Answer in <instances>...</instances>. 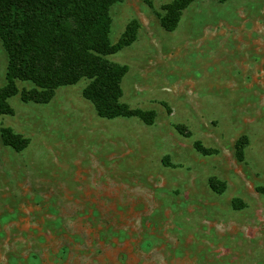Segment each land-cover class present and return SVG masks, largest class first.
Returning a JSON list of instances; mask_svg holds the SVG:
<instances>
[{
	"label": "rangeland",
	"instance_id": "obj_1",
	"mask_svg": "<svg viewBox=\"0 0 264 264\" xmlns=\"http://www.w3.org/2000/svg\"><path fill=\"white\" fill-rule=\"evenodd\" d=\"M172 1L111 8L113 43L139 25L112 56L128 67L124 102L154 124L99 117L86 80L49 104L10 99L0 264H264V0H197L168 32ZM7 64L0 39V87ZM4 128L29 146L5 144Z\"/></svg>",
	"mask_w": 264,
	"mask_h": 264
},
{
	"label": "trees",
	"instance_id": "obj_2",
	"mask_svg": "<svg viewBox=\"0 0 264 264\" xmlns=\"http://www.w3.org/2000/svg\"><path fill=\"white\" fill-rule=\"evenodd\" d=\"M122 1L0 0V39L8 57L6 82L0 87V116L14 114L9 102L13 97L49 104L58 89L86 80L83 96L93 103L99 117H137L146 125L154 124L155 110L132 109L124 102L122 84L128 67L112 59L137 40L139 25L135 21L117 43L111 40V8ZM195 1L173 0L164 9L162 27L175 31L184 10ZM176 128L186 134L184 126ZM1 138L18 152L30 144V139L11 128L2 129ZM196 147L204 155L214 152L200 142ZM209 183L216 193L226 189L217 178Z\"/></svg>",
	"mask_w": 264,
	"mask_h": 264
}]
</instances>
